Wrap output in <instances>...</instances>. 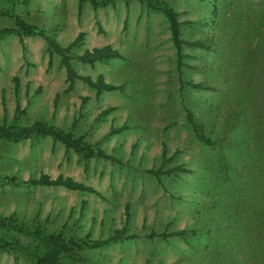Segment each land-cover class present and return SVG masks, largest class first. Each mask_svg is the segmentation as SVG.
<instances>
[{
	"label": "rangeland",
	"instance_id": "1",
	"mask_svg": "<svg viewBox=\"0 0 264 264\" xmlns=\"http://www.w3.org/2000/svg\"><path fill=\"white\" fill-rule=\"evenodd\" d=\"M78 1L0 0V11L18 13L61 45L83 31L71 64L117 88L96 96L78 79L66 91L60 56L49 55L46 40L12 33L0 37V123L16 105L23 124L71 129L75 120V134L116 160L84 158L48 136L0 140V214L80 241L125 227L127 236L83 247L62 264H264V0H164L178 13L181 37L209 45L183 43L180 65L160 10L141 0ZM13 25L0 15V28ZM103 44L122 57L93 65L76 58ZM187 110L212 144L195 136ZM177 165L170 174L148 171ZM41 173L99 193L4 181ZM177 229L186 233L159 235ZM3 234L17 247L0 251V264H36L26 255L31 239Z\"/></svg>",
	"mask_w": 264,
	"mask_h": 264
},
{
	"label": "trees",
	"instance_id": "2",
	"mask_svg": "<svg viewBox=\"0 0 264 264\" xmlns=\"http://www.w3.org/2000/svg\"><path fill=\"white\" fill-rule=\"evenodd\" d=\"M85 0H79V4ZM94 7L97 6V0H89ZM148 7L160 10L168 23L171 40L175 46L177 64L182 63L183 57L182 44L209 48L204 41L199 39L188 40L183 39L180 33V21L178 19V13L176 10L164 0H141ZM0 15L9 17L13 20L14 25L11 27L0 28V37L15 33L22 39L24 35H41L47 43V50L49 55L53 52L60 56V63L65 70L66 88L68 91L72 89L76 79H80L86 85L94 89L96 96H98L103 90H112L117 88V85L105 81L101 74H98L95 78L91 75L80 74L71 64V50L73 47L81 43L84 32L79 31L76 36L67 44L61 45L54 37L45 32L43 28H40L34 24L27 22L16 12H7L6 10L0 11ZM102 28L98 24V31ZM122 57V53L110 44L95 45L91 48H86L80 54L76 55V58L81 62L93 65L97 61H102L107 58ZM192 86L200 88L202 84L197 82H191ZM18 87V77H14V88ZM109 109L102 110V114L108 112ZM20 107L16 105L14 114L10 120H4L0 123V140L17 142L27 138L50 136L53 140L60 141L64 144L66 149H72L77 153H80L84 158L89 157H101L105 159L116 160L115 156L106 152L96 143H90L86 141L81 135L75 134L73 127L75 126V120L72 123L71 129H64L53 123H49L42 119H36L30 123H20ZM187 120L192 127L195 136L208 144H212L213 141L206 136L199 123L194 118L192 112L187 110ZM120 127H112L111 132H115ZM244 140H247L246 131H241L238 135ZM249 152V151H248ZM246 154V152H245ZM247 155V154H246ZM248 155H251L249 152ZM182 169L181 166H173L163 170L159 168H150L149 172L159 174H170L177 170ZM5 182L22 184V185H41V186H63L72 190H84L94 193H99L93 186L88 185L82 181H78L71 176H64L58 174L55 177L50 176L47 173H41L37 177H30L24 180H17L14 177H5ZM17 180V181H16ZM11 231L28 239H31L33 244L26 250L28 258L33 260L36 264H62L63 258L73 259L76 252L83 247H95L104 244L105 242L127 236L125 227L117 228L114 232L106 238L83 240L76 238L75 236L65 235L61 230H47L36 224H28L16 218L13 215L0 214V251L13 250L17 247L10 237H6L3 232ZM186 233L184 229H177L174 231L162 232L159 235H171L178 234L183 235ZM219 234L224 238V231L220 230ZM221 237V238H222ZM222 245L226 244L225 241H221Z\"/></svg>",
	"mask_w": 264,
	"mask_h": 264
},
{
	"label": "crops",
	"instance_id": "3",
	"mask_svg": "<svg viewBox=\"0 0 264 264\" xmlns=\"http://www.w3.org/2000/svg\"><path fill=\"white\" fill-rule=\"evenodd\" d=\"M79 2V1H78ZM76 80H78V79H76ZM75 80V81H76ZM75 83V82H74ZM74 86V85H73ZM72 126V125H71ZM61 127V126H60ZM43 137H46V136H43ZM48 137H50V136H48ZM34 138V137H33ZM51 138V137H50ZM27 139H29V138H27ZM52 139V138H51ZM53 140V139H52ZM55 141H57V140H55ZM60 142V141H59Z\"/></svg>",
	"mask_w": 264,
	"mask_h": 264
}]
</instances>
